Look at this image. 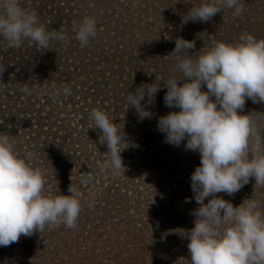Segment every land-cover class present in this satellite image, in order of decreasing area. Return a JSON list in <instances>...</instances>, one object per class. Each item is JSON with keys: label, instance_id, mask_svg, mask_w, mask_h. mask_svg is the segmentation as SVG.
Here are the masks:
<instances>
[{"label": "clouds", "instance_id": "obj_1", "mask_svg": "<svg viewBox=\"0 0 264 264\" xmlns=\"http://www.w3.org/2000/svg\"><path fill=\"white\" fill-rule=\"evenodd\" d=\"M225 8L232 10L233 19L245 11L241 0H206L193 5L182 16V24L208 22ZM73 25L82 48L98 35L94 16L85 15ZM71 39L64 29L49 30L20 0H0L3 51L19 49L26 40L43 51L52 50L53 44L69 46ZM194 48L193 41L175 40L176 63L162 81L167 88L166 107L178 111L160 116L157 122L166 143L178 147L186 141V150L200 154V165L191 174L199 205L190 213L194 227L187 235L191 264H264V203L252 197L233 206L217 195L233 196L250 178L264 187V112L241 114L246 99L264 104V38L245 32L235 43L214 41L195 58L188 51ZM4 70L0 63V75ZM160 88V84L142 85L127 97L140 120L153 116L150 106ZM19 91L28 97L35 90L24 84ZM53 94L68 96L71 89L64 87L61 92L53 86ZM90 119L93 129H100V142L107 145L110 156L101 170L119 173L124 169L121 142H126V134L104 110L93 109ZM36 158L32 151L22 154L10 135L0 133V246L46 228L77 227L84 207L81 190L71 184L70 195L46 192L47 169L34 166Z\"/></svg>", "mask_w": 264, "mask_h": 264}, {"label": "trees", "instance_id": "obj_2", "mask_svg": "<svg viewBox=\"0 0 264 264\" xmlns=\"http://www.w3.org/2000/svg\"><path fill=\"white\" fill-rule=\"evenodd\" d=\"M135 1L136 0H20L21 6L26 9L34 10L38 14L40 21L47 24L49 30L64 29L66 31L67 35L72 38V56L65 57L64 54H60V60L55 62L56 64L52 69V66L46 62V58L42 54L33 53L34 51H38V47L32 42L26 40L19 49H9L5 52L3 51L4 42L0 40V63H3L5 68L3 74L0 75V82L3 77L7 79L6 73L8 72H12L11 74H13L14 81L19 78L25 80L27 75L34 72L31 70L32 67L38 69V72L35 73L40 74V76L44 75L43 77L46 76L48 79H51L54 73L59 80L60 75L64 72H67V74L76 72L78 74L76 78L81 79V69L88 67L89 71L87 73L89 76L87 77L86 83L81 86L91 88L92 91L95 90L98 92L99 90L105 92L100 93L101 98H104L105 100L103 101L105 102L109 99L111 101L107 103L104 102L103 104L102 102L97 103L94 101L95 99L91 100L90 96H87L85 99V95L83 98L87 106H89L90 111L93 109L106 111L105 108L115 103V101L120 100L119 102H121L127 100V97L138 87L142 85L148 87L154 83L160 84L161 88L157 92L155 103L150 106V110L155 115L154 117L159 119L160 116L168 114L170 111H178V109L166 107L163 99L167 92V88L163 87V81L167 80L170 71L176 63L175 54L172 53V51L175 48V40L177 38H183L194 42L195 48L188 50L189 55H192L193 58L199 54L198 51L201 49L212 46L214 41L235 43L239 40L240 35L245 32L254 35L257 39L264 38V0H241L245 11L242 17L236 19L232 17V10L225 8L221 12H218L208 22L193 23L190 21L187 24H182V16L185 15L193 5H199L202 2H206V0H142L138 2V4ZM85 15L94 16L96 18L98 35L91 39L87 46L82 48L79 42L74 38L73 22L81 21ZM111 27L114 29L113 32ZM126 32H129L130 35L126 34ZM57 47L56 44H53V49L47 50L46 52L51 57L52 61L57 57ZM40 52L43 53L42 50H40ZM185 55H187V52H185ZM40 56L42 58H40ZM28 68L30 70H28ZM62 77H64V79L66 78V81L69 83V76L64 75ZM6 79H4V81ZM89 79L94 80L89 82ZM181 83H183V81H181ZM2 86L3 85L0 83V96L2 94L1 92H3ZM71 86L72 91L75 87L77 90L81 87L80 84L76 83L71 84ZM204 90H207L206 86ZM72 91L71 95H68L69 99L73 96ZM50 100V98H45L42 102L45 101V103H48ZM87 106H84L85 109H87ZM6 107L9 108L4 101L0 100V133L10 135V137L16 141L17 150L22 154L25 151L36 153L37 158L33 161L34 166L47 169L45 186L49 185L48 180L52 172L55 174L54 177L59 181L57 185H53L59 188V190H56L57 195H70L68 189L71 184L78 188H87V183H91V180L93 182L94 177L90 172L95 170V168L91 169L89 167L87 170H85L86 168L79 170V167L81 169L83 166H81V164L78 165L77 162L75 163L74 152L71 151L69 153L65 150H61L60 145L63 146L64 143L58 144L62 139L59 141L56 140V138L59 137L54 130H56V126H59L58 130H61L63 127L61 124L53 126V123L57 120L61 123L59 118H57V120L56 117L52 119L49 126L54 127L53 132L47 134V127H45L44 120L47 118L49 120L54 117L53 113H48V115H46V111H49L50 107H47V110H43V116L41 114L42 108H40V102L34 103V100L30 101L29 99L24 101L22 105L23 111L21 110V112H23L21 113V118L22 120L25 119V122L30 120V123L26 124L28 131L18 128L16 123L11 125V121L8 120L9 116H6L7 111L4 110ZM253 111L264 112V104L253 103L251 100L246 99L245 107L241 114H248ZM113 116L119 117L118 114ZM110 117L112 116L110 115ZM60 118L62 119L61 116ZM31 128L33 134L30 137ZM154 128L157 129V136H159V138L153 141L152 145L155 147V152H152L153 156L147 158L150 167L154 168L164 163L168 158L166 153L173 156L171 157L172 162H176L177 160L174 157L173 149L181 148L182 145L177 147L166 143L164 134L157 128V123L154 125ZM261 135H264V133H261ZM28 136L31 140L30 138L23 139V137L25 138ZM28 140H30V142ZM63 141L64 140L61 142ZM147 145H149L148 148H151L150 143ZM127 147V145H124V150ZM139 147L140 146H138V148ZM163 154L166 155L164 156ZM155 162L157 163L156 165L154 164ZM76 165L78 166L77 170L75 168ZM92 165H95V162ZM105 170V173H108L109 170ZM103 172L104 170H101V176L104 175ZM111 176L112 175L108 173L106 177L110 178ZM117 178L118 177H116V180L114 179L111 182L105 183L102 191L98 192L96 197H92L91 195H89L88 198L83 197L84 207L80 213L76 228L67 229L64 225L52 228L51 230L46 228L43 232L39 233L37 231L30 237L21 236L19 242L12 243L20 247L19 250L18 247L13 250L16 254H21L24 261L23 264L38 263L41 255L40 250H42V252L48 250V248L37 250L40 244H47L52 251L50 254L51 258H53V261H58L59 258L55 256V249L58 251L59 247H53L51 244L54 238L52 235L54 234H56V236L61 234L59 237L55 236V245L59 243L61 245L64 244L70 249L78 248L81 253L85 254V257H88L87 255L89 254L90 247L83 241L92 238L93 233H96V235L104 234V230H106L104 224L107 222L108 218L106 211L113 208L116 210V214L111 215L113 220L112 223L116 221L123 223L121 228H115L117 234L125 233L130 235L133 231H138L144 227L145 224L142 223V217L137 218L141 221L137 222L134 217V212H131L129 209V200L134 199L135 201L136 197L138 198L141 196L143 198V195L141 194L128 199V192L124 190L126 187L124 185L125 183L123 184L121 181L118 182ZM160 185L161 182L155 178L152 184V187L156 188L152 191L155 195H158ZM181 186L183 188H173L179 192L178 194L176 191V194H171L166 200L163 198L159 199L160 202H163L161 206L167 205L173 208L167 216L166 224L160 228V230H162V236L165 237L163 239L165 242L169 237H176L178 235L181 236L182 241L188 239V231L194 227L186 224L188 222V220H186L188 217L185 216L186 209L187 206L195 207V205H197L198 207L199 205L194 199L193 191L190 190L192 189L190 188L191 184ZM109 190H112L116 194L115 198H111L113 199L112 201L109 200V196H106ZM85 193L87 194V192ZM257 193L258 194L253 195V193L250 192L248 197L255 196L256 199L264 203V187L259 186V191H257ZM217 195L219 196L220 193ZM192 198L194 200H192ZM206 201L208 202L207 199L205 202ZM89 202H92L93 206L89 207ZM236 202L237 199L234 198L232 201L233 206H238ZM134 207L139 208V204L136 203ZM96 213H98L100 219ZM118 214L121 216L117 218L116 215ZM96 216L103 225L95 219ZM115 225L116 223H114V227ZM156 231H158V229L155 227L153 232ZM69 232L73 237L75 236L72 238L71 242L66 239ZM154 234L158 237L156 233ZM6 249H8V246L1 249V251L5 252ZM0 259L3 260V256ZM5 260L8 262L9 259L6 258ZM9 261H11V257ZM189 262H191V260H189ZM0 264L4 263L0 262Z\"/></svg>", "mask_w": 264, "mask_h": 264}, {"label": "rangeland", "instance_id": "obj_3", "mask_svg": "<svg viewBox=\"0 0 264 264\" xmlns=\"http://www.w3.org/2000/svg\"><path fill=\"white\" fill-rule=\"evenodd\" d=\"M140 1L142 0H136L135 2L138 4ZM111 30L112 32L114 31L112 27ZM126 34L130 35L129 32H126ZM56 45L58 46L56 48L57 57L54 59V61H52L51 57L46 53L47 50H42V53L40 52L41 49H38V51H34L33 53L42 54L46 58V62L49 63L53 69V66L56 64L55 62L60 60V54H64L65 57L72 56L71 44L67 47H63L59 44ZM40 58L42 57L40 56ZM34 68L35 67L31 68V70L34 72L27 75L25 80L19 78L14 81L13 74H11L12 72H8L6 73L7 79L6 77H3L2 81L0 82L3 85V92H1L2 97L0 96V100L4 101L5 104L9 106V108L6 107L4 110L7 111L6 116H9L8 120L11 121V125L16 123L18 128L28 131L26 124H29L30 120L25 122V119L22 120L21 118V113H23L21 112V110L23 111L22 105L26 99H29L30 101L34 100V103L40 102L42 115L44 114L43 110H47V107H50L49 111H46V115H48V113H53L54 117L50 118L49 120L48 118L44 120L45 127H47V134L53 132L54 128L49 126V123L53 118L56 117V120L59 118L61 123H59L57 120L55 123H53V126L56 124H61L63 127L61 130H58L59 126H56V130H54V132L57 133V136L59 137L56 138V140H64L63 142H61V140L58 143H64L63 146L60 145L61 150H65L69 153L71 151L74 152L75 163L77 162L78 165L81 164V166H83L81 169L79 167V170H83L84 168L87 170L89 167L91 169L95 168V170H92V172H90L91 170L89 171L94 177L93 182L92 180L91 183L88 182L86 185L88 186L87 188H79L82 192V196L86 198H88L89 195L96 197L98 192L102 191L105 183L111 182L114 179L116 180V177H118L117 181H121L123 184L125 183L124 185L127 187H125L124 190H127L128 192V199H131V197L134 198L141 194L143 195V198L141 196L138 198L136 197L135 201L134 199L129 200V209L131 212H134V217L136 218L137 222H141L137 218L142 217V223L145 224L140 230L133 231L130 235L125 233L117 234L115 228H121L123 223L116 221L114 222L116 223L114 227L111 215L116 214V210L114 208L107 210L106 213L108 218L107 222L104 224L106 229L104 230V234L96 235V233H93L92 238H88L83 241L88 245V247H90L89 254L87 255L88 257H85V254L81 253L78 248L70 249L64 244L61 245L59 243L55 245L56 243H54V238L56 234H54L52 235L54 238L51 244L53 247H59L58 251L55 249V256H57L59 260L53 261V258H51L50 255L52 251L49 246L44 243L45 245L40 244L37 250L43 248H48V250L43 252L40 250L41 255L39 257L38 263L36 264H191V262H189V260H191V255L188 251V239L182 241L181 236L178 235L176 237H169L167 239L168 242L163 240L165 237L162 236V230H160V228L166 224L167 216L169 215V212L173 210V208L167 205L161 206L163 202H160L159 199L163 198L166 200L171 196V194H176L177 190H174V187L183 188L181 185L185 186V184H191V174L195 171V168L200 165V154L186 150L184 147V144L186 143L185 141L181 143V148L173 149L174 157L177 160L176 162H172L171 157L173 156L166 153L168 156L166 161H164V163L160 162L161 164H159L157 167L151 168L147 162L149 161L147 158L153 156L152 152H155V147H153L152 144L154 140L159 138V136H157V129L154 128V125L157 123L158 119L154 117L155 115L153 114L150 119L145 118L140 120L138 118L136 109L128 105L127 100L121 102H119V100L115 101V103L109 105L105 109L109 116L111 115L113 117V121L116 123V126L121 130L123 129L124 133L126 134V142H121L122 148H124V145L128 146L121 152L124 169H121L119 173H114L111 169H108V173L112 175L110 178L106 177L108 173H105L106 170H104V175L101 176L100 168L110 159V156L107 153V145L100 142V129H93L95 125L92 119H90L91 111L89 110V106H87L85 99L87 96H90L91 100L95 99L94 101L97 103L102 102L103 104L105 102L103 100L105 99L101 98L100 93L105 92L99 90L98 92L95 90L92 91L91 88L81 86L82 84L86 83L87 77L89 76L87 73L89 71L88 67L81 69V79L76 78V75H78L76 72H71V74L64 72L59 77V80L61 81L56 78L54 73L51 76V79H48L46 76L43 77L44 75L40 76V74L35 73L38 72V69ZM28 70L30 69L28 68ZM64 75L70 77L69 83L66 81V78L64 79V77H62ZM4 79L6 80L4 81ZM93 80L94 79H89V82ZM74 83L80 84L81 87L78 88V90L75 87V89L72 91L71 84ZM24 84H27L30 88L35 90L33 95L25 97L24 94L19 91V88ZM53 86H55L57 89H61V92L64 87H68L71 89L73 96L70 97V99L69 96H65L63 94L56 96L53 94ZM84 96L85 99L83 98ZM45 98H50L51 100L48 103H45V101L42 102L45 100ZM107 102H111L110 99L105 103ZM84 106H87V109H85ZM116 114H118L119 117L113 116ZM31 132L30 137L33 134L32 128ZM30 137H23V139H29ZM30 140L28 141L30 142ZM148 143H150L151 148H148ZM138 146L140 147L138 148ZM166 154L163 155L165 156ZM65 156L69 157L70 154L69 156ZM94 162L97 166L92 165ZM154 164L156 165L157 163L155 162ZM75 168L77 170L78 166L76 165ZM54 176L55 174L52 172L48 180L49 185L45 186V191L53 195H57L56 190H59V188L54 186L57 185L59 181ZM155 178L161 182L158 195H155V193L152 192L154 189H156L152 187ZM257 191H259V186L255 185L254 178H250L249 183L233 196H229L225 193H220L219 196L227 201H230L231 203L234 198H236V204L239 206L245 199H251V197L256 199L255 196H251L250 198L248 196L250 192L253 193V195L258 194ZM85 192H87V194ZM178 193L179 192L177 191V194ZM106 196H109V200L112 201L113 199L111 198H115L116 194L112 190H109ZM192 200L194 199L192 198ZM136 203L139 204V208L134 207ZM205 203H207V201ZM196 207L197 205H195V207L187 206L185 214V216L188 217L186 219L188 220L186 223L187 225L194 226L195 217L190 213ZM96 214L100 219L98 213ZM120 214L116 215L117 218L118 216H121ZM97 216L95 219H97L99 222L100 220L97 218ZM99 223L101 224V222ZM155 227L158 229V231L153 232ZM154 233H156L158 237H156ZM60 235L61 234L56 237H59ZM74 237L69 232L66 239L67 241L71 242L72 238ZM17 247L19 250V246L11 244L8 246V249H6L5 252H2L1 249H4L5 246H0V258L3 256V260L0 259V262L4 264H10V262L11 264H23L24 261L21 254H16L14 252ZM10 257L11 261H9ZM6 258L9 259L8 262L5 260Z\"/></svg>", "mask_w": 264, "mask_h": 264}]
</instances>
